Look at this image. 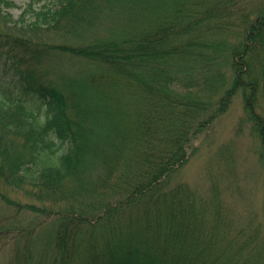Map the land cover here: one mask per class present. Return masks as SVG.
Instances as JSON below:
<instances>
[{
	"label": "trees",
	"instance_id": "16d2710c",
	"mask_svg": "<svg viewBox=\"0 0 264 264\" xmlns=\"http://www.w3.org/2000/svg\"><path fill=\"white\" fill-rule=\"evenodd\" d=\"M14 7L0 0V180L20 200L0 197L38 220H0L14 264H264L218 186L170 185L238 97L264 162V0H29L17 21Z\"/></svg>",
	"mask_w": 264,
	"mask_h": 264
},
{
	"label": "rangeland",
	"instance_id": "374dc122",
	"mask_svg": "<svg viewBox=\"0 0 264 264\" xmlns=\"http://www.w3.org/2000/svg\"><path fill=\"white\" fill-rule=\"evenodd\" d=\"M9 1L13 2L15 7L9 9L8 13L17 21L29 0ZM0 24L3 26L1 19ZM60 61L63 64L59 67L62 68L72 64L68 59H60ZM80 63L75 61L73 65L77 67ZM56 72L54 69L45 71L44 74H48V79H54L57 78ZM261 150L260 139L253 135L252 125L247 122L244 104L238 97L231 109L222 117L215 119L194 143L189 150L186 165L173 176L171 175L170 185L189 184L203 191L206 198L211 196V187L218 186L224 215L233 219L237 229L243 231L245 235L256 236L261 232L264 237L261 227L258 228V225L263 224L264 219V162L260 157ZM0 192L11 200H20L19 194L6 187L1 180ZM17 211L16 208L7 207L6 201L0 197V220H4L3 226L6 228L12 223L7 220L10 216H13V221L20 219L21 227H28L38 221L36 216L27 210L22 214ZM41 219L49 222L44 217ZM52 224L53 222H49L43 232L35 231L32 234L31 245L35 254L41 255L47 249V239L51 237ZM11 233L15 232L11 230ZM16 243L6 244L0 241V264L16 263L21 255L16 251ZM34 257L38 259L40 256ZM32 263L33 260H30L29 264Z\"/></svg>",
	"mask_w": 264,
	"mask_h": 264
}]
</instances>
